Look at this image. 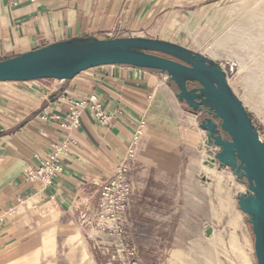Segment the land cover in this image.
I'll return each mask as SVG.
<instances>
[{
    "label": "crops",
    "instance_id": "1",
    "mask_svg": "<svg viewBox=\"0 0 264 264\" xmlns=\"http://www.w3.org/2000/svg\"><path fill=\"white\" fill-rule=\"evenodd\" d=\"M185 1L0 0V60L74 37L143 36L186 46L179 38L193 15ZM161 74L111 64L69 80L0 81V264L30 250L45 252L47 240L55 253L79 257V209L96 200L98 184L125 159L143 120L146 135L131 176L144 191L134 215L149 222L150 236H166L177 216L167 191L200 167L205 133L159 81ZM62 96L88 101L78 127L70 125ZM97 103L107 121L93 109ZM63 143L62 172L51 184L29 181L28 172ZM215 172L205 167L207 188ZM84 242L91 262L99 264Z\"/></svg>",
    "mask_w": 264,
    "mask_h": 264
},
{
    "label": "rangeland",
    "instance_id": "2",
    "mask_svg": "<svg viewBox=\"0 0 264 264\" xmlns=\"http://www.w3.org/2000/svg\"><path fill=\"white\" fill-rule=\"evenodd\" d=\"M215 1L187 2L193 16L183 26L184 32L179 39L223 67L232 88L243 100L264 137V0ZM159 81H165L164 74ZM169 81L165 82L176 93L177 86L169 85ZM180 103L194 118L189 106ZM205 116L195 119L200 124ZM204 133L199 144L200 167L191 171L187 180L167 191L176 203L177 216L170 228L163 231L167 232L166 236H150L149 222L135 218L134 205L144 191L141 181H135L137 189L128 211L129 235L126 240L136 246L142 264H257L250 217L238 204L239 197L246 195L247 186L238 181L229 168L219 170L215 157L218 148L207 144ZM145 135L144 128L142 141ZM207 165L216 170L209 188L205 185L206 180H202ZM87 214L86 209H79L76 230L81 251L77 253L78 258L67 252L55 253L51 241L47 240L45 252L30 250L7 258L6 264H94L84 237L90 242L99 264H110L111 258L112 264H120L125 255L120 257L117 253V241L85 222Z\"/></svg>",
    "mask_w": 264,
    "mask_h": 264
},
{
    "label": "water",
    "instance_id": "3",
    "mask_svg": "<svg viewBox=\"0 0 264 264\" xmlns=\"http://www.w3.org/2000/svg\"><path fill=\"white\" fill-rule=\"evenodd\" d=\"M126 64L168 74L179 102L205 112L200 128L218 148L219 170L229 168L247 186L239 197L250 218L257 264H264V141L226 71L202 52L143 36L74 37L0 60V81L69 80L91 68ZM202 180H206L202 176Z\"/></svg>",
    "mask_w": 264,
    "mask_h": 264
},
{
    "label": "built area",
    "instance_id": "4",
    "mask_svg": "<svg viewBox=\"0 0 264 264\" xmlns=\"http://www.w3.org/2000/svg\"><path fill=\"white\" fill-rule=\"evenodd\" d=\"M164 79L165 81L170 79L169 75L164 74ZM62 98L68 103L71 116L70 125L78 127L80 112L88 105V101L85 99L77 100L63 96ZM92 107L97 111L102 121H107L109 119V117L104 115L99 103L94 104ZM190 113L192 112L190 111ZM192 114L195 115L196 118L201 115H206V113L202 111L197 114ZM145 125V120L139 123L135 136L127 148L125 159L116 167L114 173L110 177L103 179L98 184L96 200L86 207L88 214L85 215V222L106 237L117 241V253L120 257L125 255V259H121L120 264H142L137 256L138 250L136 246L126 239L129 235L128 211L137 189V185L132 179L131 173L138 160V151L142 142ZM262 140L264 141V138ZM55 146L56 150L49 159L43 160L39 167L28 172L29 181L51 184L53 179L62 172L63 168L60 153L67 150V143ZM1 220H3V218H1ZM107 250L110 251L109 248ZM110 261V264H112L113 258H111Z\"/></svg>",
    "mask_w": 264,
    "mask_h": 264
},
{
    "label": "bare ground",
    "instance_id": "5",
    "mask_svg": "<svg viewBox=\"0 0 264 264\" xmlns=\"http://www.w3.org/2000/svg\"><path fill=\"white\" fill-rule=\"evenodd\" d=\"M229 83H230V81H229ZM230 85H231V83H230ZM260 136H261L262 139L264 138V137L262 136V134H261Z\"/></svg>",
    "mask_w": 264,
    "mask_h": 264
}]
</instances>
